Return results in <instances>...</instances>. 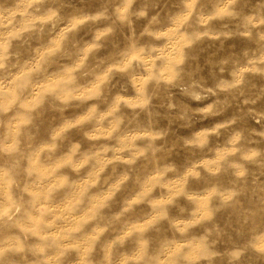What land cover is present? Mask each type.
<instances>
[{
    "label": "rangeland",
    "instance_id": "374dc122",
    "mask_svg": "<svg viewBox=\"0 0 264 264\" xmlns=\"http://www.w3.org/2000/svg\"><path fill=\"white\" fill-rule=\"evenodd\" d=\"M262 20L0 0V264H264Z\"/></svg>",
    "mask_w": 264,
    "mask_h": 264
},
{
    "label": "clouds",
    "instance_id": "9594fccd",
    "mask_svg": "<svg viewBox=\"0 0 264 264\" xmlns=\"http://www.w3.org/2000/svg\"><path fill=\"white\" fill-rule=\"evenodd\" d=\"M119 11L121 12V19H126L127 6L123 9H120ZM140 15L143 16V15H145V13L141 12ZM259 23L264 24V20L259 21ZM196 99H199V96H197ZM144 104L145 105L147 104V100L144 101ZM253 155H259V153L254 152ZM159 216H160V218H167V213H161V214H159ZM153 219H155V218H153ZM152 222H153L152 220H149V221H146V224L150 225V224H152ZM177 223L178 224H184L185 226H190L191 224L198 223V221L197 220H193L191 222L179 221ZM234 258L239 259V254H234Z\"/></svg>",
    "mask_w": 264,
    "mask_h": 264
}]
</instances>
